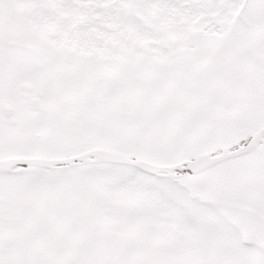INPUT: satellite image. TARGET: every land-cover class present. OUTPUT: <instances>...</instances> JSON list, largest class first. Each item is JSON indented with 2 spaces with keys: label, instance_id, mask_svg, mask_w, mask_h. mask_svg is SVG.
I'll return each mask as SVG.
<instances>
[{
  "label": "snow or ice",
  "instance_id": "obj_1",
  "mask_svg": "<svg viewBox=\"0 0 264 264\" xmlns=\"http://www.w3.org/2000/svg\"><path fill=\"white\" fill-rule=\"evenodd\" d=\"M0 264H264V0H0Z\"/></svg>",
  "mask_w": 264,
  "mask_h": 264
}]
</instances>
